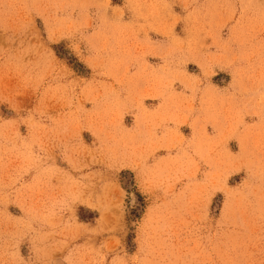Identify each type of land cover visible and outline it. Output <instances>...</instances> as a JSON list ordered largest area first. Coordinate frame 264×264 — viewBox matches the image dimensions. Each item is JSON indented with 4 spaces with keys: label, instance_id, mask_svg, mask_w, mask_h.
Segmentation results:
<instances>
[{
    "label": "rangeland",
    "instance_id": "obj_1",
    "mask_svg": "<svg viewBox=\"0 0 264 264\" xmlns=\"http://www.w3.org/2000/svg\"><path fill=\"white\" fill-rule=\"evenodd\" d=\"M224 168L221 224L194 181ZM262 250L264 0H0V264Z\"/></svg>",
    "mask_w": 264,
    "mask_h": 264
},
{
    "label": "snow or ice",
    "instance_id": "obj_2",
    "mask_svg": "<svg viewBox=\"0 0 264 264\" xmlns=\"http://www.w3.org/2000/svg\"><path fill=\"white\" fill-rule=\"evenodd\" d=\"M214 66L208 64H201V75L199 77V88L200 90H205L211 87V82L208 77L211 75ZM209 139L216 141L219 139V130L215 125L208 129ZM233 150H235L236 145H233ZM237 156L242 155L241 152L236 154ZM235 159V157H233ZM230 168H224L218 170L214 174H209L207 170L203 173L201 177H198L194 182L199 189V197L201 201V210L207 209L211 215V204L215 201L218 202L224 198V209L223 212L217 211L215 214L219 217L220 223L223 224L227 213L229 212V199L226 197L230 193L232 181L230 179L231 175ZM167 264V262H165ZM173 264H178V262H173ZM236 264H241V262H236ZM253 264H264V250L261 252V258L258 261H254Z\"/></svg>",
    "mask_w": 264,
    "mask_h": 264
}]
</instances>
